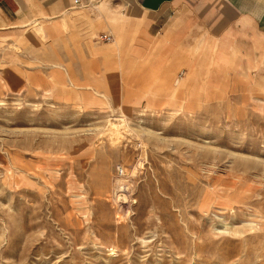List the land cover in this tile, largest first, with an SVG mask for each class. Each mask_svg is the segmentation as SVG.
I'll return each mask as SVG.
<instances>
[{"label":"rangeland","instance_id":"1","mask_svg":"<svg viewBox=\"0 0 264 264\" xmlns=\"http://www.w3.org/2000/svg\"><path fill=\"white\" fill-rule=\"evenodd\" d=\"M71 9L0 30V264H264V41Z\"/></svg>","mask_w":264,"mask_h":264},{"label":"crops","instance_id":"2","mask_svg":"<svg viewBox=\"0 0 264 264\" xmlns=\"http://www.w3.org/2000/svg\"><path fill=\"white\" fill-rule=\"evenodd\" d=\"M122 1L144 17L142 31L148 34L149 43L163 40L165 36L168 40H176L180 38V31L198 19H201L199 24L206 28L207 34L219 48L225 43L227 49L232 41L234 43L235 39L244 36L249 41H264V0ZM87 2L83 0L80 7ZM73 5L74 0H0V30H14L38 21L57 19L67 14ZM195 11L198 17H192ZM140 47L142 52H147L145 47ZM129 54L138 59L134 53ZM158 54V49L149 48V61L153 65ZM98 67H101L99 60Z\"/></svg>","mask_w":264,"mask_h":264},{"label":"built area","instance_id":"3","mask_svg":"<svg viewBox=\"0 0 264 264\" xmlns=\"http://www.w3.org/2000/svg\"><path fill=\"white\" fill-rule=\"evenodd\" d=\"M82 2H83V0H74V5L76 7H80V6H82ZM101 39L104 42H111L112 41V38L110 36H103ZM117 173L119 176H124V174H125L123 168L117 169Z\"/></svg>","mask_w":264,"mask_h":264},{"label":"bare ground","instance_id":"4","mask_svg":"<svg viewBox=\"0 0 264 264\" xmlns=\"http://www.w3.org/2000/svg\"><path fill=\"white\" fill-rule=\"evenodd\" d=\"M72 10V9H71ZM62 27H63V29H66L67 28V24L66 23H64L63 25H62ZM61 27V28H62ZM68 30V29H67ZM45 30H44V28L42 27V26H40L39 27V30H38V32L41 34L42 32H44ZM46 35V34H45ZM204 39H206V38H204ZM201 49V48H200ZM264 60V57L263 58H261V62ZM261 62H257V63H255L256 65L254 66V68H257V67H259V65L261 64ZM113 126L114 127H118V124L117 123H114L113 124ZM114 131V134H115V129L113 130Z\"/></svg>","mask_w":264,"mask_h":264}]
</instances>
